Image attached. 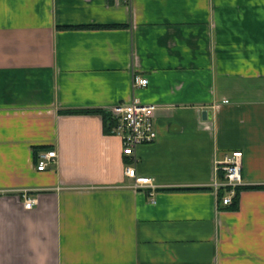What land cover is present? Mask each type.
I'll return each mask as SVG.
<instances>
[{"label": "crops", "instance_id": "0c3cea01", "mask_svg": "<svg viewBox=\"0 0 264 264\" xmlns=\"http://www.w3.org/2000/svg\"><path fill=\"white\" fill-rule=\"evenodd\" d=\"M134 96L158 106L154 202L100 114L60 112ZM233 150L261 187L230 209ZM0 264H264V0H0Z\"/></svg>", "mask_w": 264, "mask_h": 264}, {"label": "built area", "instance_id": "2783aa9c", "mask_svg": "<svg viewBox=\"0 0 264 264\" xmlns=\"http://www.w3.org/2000/svg\"><path fill=\"white\" fill-rule=\"evenodd\" d=\"M147 82V78L134 75L131 81V87L134 89L145 86ZM157 107L154 103H144L134 96L128 101L114 104L107 110L115 120V125L112 127L111 132L118 135L121 139V152L125 158L123 174L132 179L131 186L133 188L148 189L152 202H154L152 198L153 191L157 185L149 176L138 175L135 166L139 160L136 152L137 147L153 142L157 137L153 120ZM56 157L55 150L39 152L37 155L36 169H46L49 163L56 161ZM241 158V151L233 150L216 167L217 171L220 170L222 172V178H215L213 180V188L217 192L220 188L224 190L219 201L222 205L230 204L236 193L235 188L242 185ZM21 197L23 198L25 208H30L36 201L34 196L27 195L26 190H23Z\"/></svg>", "mask_w": 264, "mask_h": 264}, {"label": "trees", "instance_id": "16d2710c", "mask_svg": "<svg viewBox=\"0 0 264 264\" xmlns=\"http://www.w3.org/2000/svg\"><path fill=\"white\" fill-rule=\"evenodd\" d=\"M64 27H73V26H64ZM74 27H104V25H85V26H74ZM61 113H66V114H72V113H98L101 115L102 118V123H103V128L106 132L111 131L112 127L115 125V120L111 116V114L103 109L100 108H86V109H66V110H60ZM219 178H222V172L219 173ZM261 186L258 185H241L237 186L235 188L236 193L235 196L232 199V202L228 205H224L227 208L230 209H235L236 208V203L238 200V193L243 190V189H253V188H258ZM224 193V190L220 188L217 192L218 195V201H220L222 195Z\"/></svg>", "mask_w": 264, "mask_h": 264}]
</instances>
